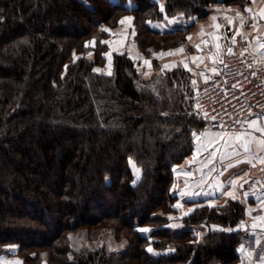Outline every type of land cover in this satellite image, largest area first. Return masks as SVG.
<instances>
[{"label": "trees", "instance_id": "obj_1", "mask_svg": "<svg viewBox=\"0 0 264 264\" xmlns=\"http://www.w3.org/2000/svg\"><path fill=\"white\" fill-rule=\"evenodd\" d=\"M247 1L0 0V254L18 245L26 264H238L244 231L229 228L245 217L240 201L196 207L179 227L167 217L174 166L206 125L191 73L148 77L127 50L113 54L111 75L96 69L101 28L125 14L150 57L183 44L214 5ZM202 222L223 229L198 240ZM82 229L128 245L76 248Z\"/></svg>", "mask_w": 264, "mask_h": 264}, {"label": "crops", "instance_id": "obj_2", "mask_svg": "<svg viewBox=\"0 0 264 264\" xmlns=\"http://www.w3.org/2000/svg\"><path fill=\"white\" fill-rule=\"evenodd\" d=\"M245 9H251V12H247ZM262 10H264V0H250L249 4L243 8L226 4L216 6L207 18L209 23L202 24L198 23L199 20L196 21L197 23L188 34L191 40L187 39L183 45L166 51L162 50L155 55L157 61L160 62L158 69L151 62L145 63L149 58L140 53L137 46L129 45L127 40H120L118 49L114 52L129 51L133 57L139 59L140 68L148 77H151L154 72L179 66L185 68L184 65L187 64L191 71L186 70L193 74V81L201 82L219 74L221 65L228 55V49H232V52L238 50L242 43L240 39L243 37L245 39L243 41L249 49L259 59L264 60V55L261 54L264 50L259 49L257 45V38L264 43ZM213 16L217 18L215 21L212 19ZM225 17L232 18V25H229ZM223 20L226 21L224 24L228 23V25L222 24ZM163 24L164 26L162 24L156 26L164 29L167 23ZM215 24H219L221 27L216 29ZM237 31L240 33L239 35L236 34ZM215 37H219V40H216ZM233 39H235V43H233ZM205 40L208 41L207 45L202 43ZM216 43L221 46L219 50L214 47ZM196 45H200L199 51L196 49ZM181 48H183V52L178 51ZM169 52L174 54L163 55ZM213 54L217 57L215 60L212 58ZM194 57L197 58L195 62H193ZM110 71L111 69L107 73ZM252 121H256L258 127L264 128V110L256 113L245 124L250 139L247 144L248 151L244 150V139H236L238 136L243 137V134L241 131L232 129L234 122L229 123L231 128L228 130L210 129L205 125L194 132L191 153L180 164L174 166L172 188L177 196L174 203L176 213L187 216L201 205L221 207L231 200H236L244 204L245 215L248 218L252 219L254 223H261L256 217L264 216V163H262L264 161V145L260 144V141L264 140V133L256 131L250 124ZM217 134H221L223 139H218ZM172 226L179 227L180 225ZM210 228L211 226L208 225L204 229L207 231ZM258 228L264 230L262 227ZM241 249L240 257L247 259V264H254L252 251L243 245ZM260 262L261 260L255 264Z\"/></svg>", "mask_w": 264, "mask_h": 264}, {"label": "built area", "instance_id": "obj_3", "mask_svg": "<svg viewBox=\"0 0 264 264\" xmlns=\"http://www.w3.org/2000/svg\"><path fill=\"white\" fill-rule=\"evenodd\" d=\"M197 101L208 128L228 130L229 123L234 122L232 129L241 131L248 144L250 139L245 124L264 110V60L242 42L238 50L227 55L218 75L202 81ZM253 232H245L243 241L252 251L255 264L264 253V233L262 241L258 242Z\"/></svg>", "mask_w": 264, "mask_h": 264}, {"label": "rangeland", "instance_id": "obj_4", "mask_svg": "<svg viewBox=\"0 0 264 264\" xmlns=\"http://www.w3.org/2000/svg\"><path fill=\"white\" fill-rule=\"evenodd\" d=\"M249 2H250V0H248L246 3H244L242 5L241 4H226V5L234 6V7H238V8H243L247 4H249ZM216 6H222V5H214L213 8H211V10H210V13H209L210 15L215 10ZM210 15H208L206 18L199 19V22L197 20L196 21L198 23H202V24L203 23H209L207 18H209ZM224 21L225 20L221 21V23L224 24ZM197 22H195V24ZM162 25L164 26V24H162ZM224 25H228V23H225ZM166 26H167V24H165V27ZM101 29L104 30V33L101 36V42L104 43L105 41H107V43H105L107 50L104 52V55L106 57V62L104 64V66H102V67L97 66V69H100V72L107 73V71H109L112 68V56H113L112 54H114L115 53L114 51H116V49H118L117 47H118V43L120 40H124V41L127 40V42H129V45L137 46L136 42L133 39L135 36L136 30H135V26L133 24V16L131 14L123 15L117 26H115V27L103 26ZM127 31H128V34H127ZM187 38H188V35L186 37V40H187ZM243 40L245 41L244 37L242 39H240V42H244ZM95 41H96L95 39H92L89 42V44L91 46H94ZM183 44H184V42H183ZM183 44H181V45H183ZM181 45H178V46H181ZM166 50H163V51H166ZM157 54H158V52H154L150 57L146 56V58H149V60H147V61L151 62L154 67H155V64L158 65V67H160V62L157 61L158 64L156 63V61L154 62V59L157 60V58L155 57V55H157ZM88 56L92 57V52H90L88 54ZM191 75H193V74L191 73ZM192 81H193V79H192ZM201 83H202V81L201 82H195V84H193L195 101H196V105L198 108H199V104L197 101V96H198V88H199ZM221 207H223V206H221ZM176 212L177 211L173 210L172 212H170L168 214L167 217L169 219V225H175L176 224V226H178V225H181L183 223V219L185 216H182L181 214L176 213ZM242 221L243 222L240 221V223L238 225H240L241 223H245L248 226V228L246 231H244V233L241 237V240H242L243 246H245L249 249L247 244L243 241L244 240L243 237L245 236V232L252 230V231H254L253 233H255V232H258L261 230H259L258 227L253 228L252 227V225L254 223L253 220L248 218L246 215H245L244 219H242ZM208 225L211 226L209 231H216V230H222L223 229L222 225L215 224L213 222H209V223L202 222V223L196 224L195 225L196 229L194 230V234H195V236H197L198 240H200L204 236L203 235V233L205 231L204 228L207 227ZM232 228L230 227L229 230H232ZM263 233H264V230H262L260 233H255L257 236L258 242L262 241V239H263L262 234ZM71 241H72L73 246L76 248H80L83 245H88L91 248H97V247H100L102 245H106L111 250H120V249L125 248L128 245L127 239L123 238L121 240H117L114 237L113 232L110 229L103 230L101 235L95 240H90L88 238L87 230L82 229L75 234H73V233L71 234ZM17 250H18V245L6 246L4 252L0 254V264H26L24 262L23 258L18 255ZM262 258H264V253L262 255ZM39 264H47V259L44 257L40 261ZM238 264H247V259H245L244 257L243 258L240 257Z\"/></svg>", "mask_w": 264, "mask_h": 264}, {"label": "snow or ice", "instance_id": "obj_5", "mask_svg": "<svg viewBox=\"0 0 264 264\" xmlns=\"http://www.w3.org/2000/svg\"><path fill=\"white\" fill-rule=\"evenodd\" d=\"M161 10H162V9H161ZM245 11H247V12H251V9H245ZM261 17L264 18V10L261 11ZM212 19L215 21L217 18H216L215 16H213ZM225 19L228 20L229 25H232L233 20H232L231 17H225ZM169 23H176V21H175V20H170ZM214 27H215L216 29H219V28L221 27V25H219V24H215ZM241 27H243V24H241ZM236 34L239 35L240 33L237 31ZM209 35H212V34H209ZM187 39L191 40V37H188ZM215 39H216V40H219V37H215ZM104 43H107V41H105ZM202 43L205 44V45H207V44H208V41L205 40V41H202ZM233 43H235V39H233ZM257 45H258L259 49L264 50V43L260 42V41H259V38H257ZM195 47H196V49H197L198 51L200 50V45H196ZM214 47H215L217 50H219L221 46H220L219 43H216V44H214ZM178 51L183 52V48L179 49ZM173 54H174L173 52H169V53H165V54H163V55H173ZM228 54H230V55L232 54V49H228ZM261 54L264 55V52H262ZM212 58L215 60L217 57L215 56V54H213V57H212ZM196 59H197V58L194 57V58H193V62H195ZM201 59H203V58H201ZM221 62H222V61H221ZM145 63H148V61H145ZM165 67H168V66L165 65ZM184 67H185V69L191 71V69L188 68V65H187V64H185ZM96 71L99 72L100 69H96ZM213 71H216V70L213 69ZM108 75H111V72H109ZM206 82H207V79H206ZM193 84H195V81H193ZM205 115H207V114H205ZM212 119L214 120L215 117H212ZM250 124H251V126H252L253 128H255L256 131L261 132V133H264V128H260V127H258L256 121H252V122H250ZM194 135H195V133H194ZM205 135H207V134H205ZM217 136H218V139H221V140L223 139V136H222L221 134H217ZM236 139H237V140H241V139H243V137H242V136H238V137H236ZM209 143H211V141H209ZM260 144H261V145H264V140H261V141H260ZM244 150H245V151H248V150H249V149H248V146H247V143H245V145H244ZM262 163H264V161H262ZM130 164H132V167L135 169V164H134V162L130 161ZM136 171H137V173H138V172H139V169H136ZM229 195H230V194H229ZM233 198H235V197H233ZM177 207H179V205H177ZM256 219L259 220L261 223H260V224L253 223L252 227H253V228H257V227H262V228H264V216L256 217ZM141 231H148V230H147V229H141ZM149 251H152V249H149ZM241 251H243V249H241ZM249 255H251V253H249ZM260 264H264V258H261V262H260Z\"/></svg>", "mask_w": 264, "mask_h": 264}, {"label": "water", "instance_id": "obj_6", "mask_svg": "<svg viewBox=\"0 0 264 264\" xmlns=\"http://www.w3.org/2000/svg\"><path fill=\"white\" fill-rule=\"evenodd\" d=\"M243 222V221H241ZM248 228V226L245 223H241L240 225H236L235 227L232 228V231H239V230H243L246 231Z\"/></svg>", "mask_w": 264, "mask_h": 264}, {"label": "bare ground", "instance_id": "obj_7", "mask_svg": "<svg viewBox=\"0 0 264 264\" xmlns=\"http://www.w3.org/2000/svg\"><path fill=\"white\" fill-rule=\"evenodd\" d=\"M132 167V166H131Z\"/></svg>", "mask_w": 264, "mask_h": 264}]
</instances>
